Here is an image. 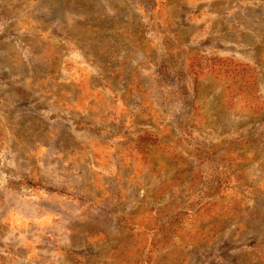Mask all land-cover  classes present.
Here are the masks:
<instances>
[{
	"label": "rangeland",
	"instance_id": "1",
	"mask_svg": "<svg viewBox=\"0 0 264 264\" xmlns=\"http://www.w3.org/2000/svg\"><path fill=\"white\" fill-rule=\"evenodd\" d=\"M0 264H264V0H0Z\"/></svg>",
	"mask_w": 264,
	"mask_h": 264
}]
</instances>
